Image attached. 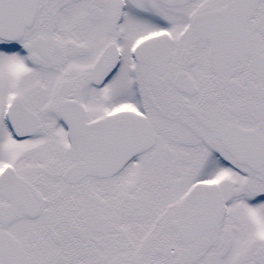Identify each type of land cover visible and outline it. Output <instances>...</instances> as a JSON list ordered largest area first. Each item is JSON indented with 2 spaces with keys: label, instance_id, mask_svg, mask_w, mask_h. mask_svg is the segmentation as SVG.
<instances>
[{
  "label": "snow or ice",
  "instance_id": "snow-or-ice-1",
  "mask_svg": "<svg viewBox=\"0 0 264 264\" xmlns=\"http://www.w3.org/2000/svg\"><path fill=\"white\" fill-rule=\"evenodd\" d=\"M0 264H264V0H0Z\"/></svg>",
  "mask_w": 264,
  "mask_h": 264
}]
</instances>
